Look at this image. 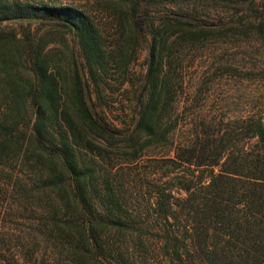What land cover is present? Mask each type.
I'll use <instances>...</instances> for the list:
<instances>
[{
  "label": "trees",
  "instance_id": "16d2710c",
  "mask_svg": "<svg viewBox=\"0 0 264 264\" xmlns=\"http://www.w3.org/2000/svg\"><path fill=\"white\" fill-rule=\"evenodd\" d=\"M184 1L95 0L99 13L121 16L119 27L133 34L127 42L144 30L152 34L133 122L120 125L90 105L77 59L66 78L44 37L35 41L2 28L24 19L71 30L94 76L107 54L88 4L0 0V264H109L110 257L138 264L133 258L143 232L161 251L155 264H264V111L196 113L181 122L190 115L178 112L182 81L172 60L181 41L216 32L264 33V15L246 21V13L259 11L256 0H227L243 12L217 23L166 11L157 24L148 11L151 4ZM98 143L119 148L129 164L155 149L145 153L157 166L146 176L160 185L143 208L130 205L139 203L141 192L133 177L101 170L95 155L87 159L89 146ZM33 213L38 220L23 229L19 220ZM12 217L14 224L7 222ZM40 230L51 250L47 258L35 255ZM113 230L132 236L126 254L110 239ZM22 231L35 236L34 243Z\"/></svg>",
  "mask_w": 264,
  "mask_h": 264
},
{
  "label": "rangeland",
  "instance_id": "374dc122",
  "mask_svg": "<svg viewBox=\"0 0 264 264\" xmlns=\"http://www.w3.org/2000/svg\"><path fill=\"white\" fill-rule=\"evenodd\" d=\"M66 1L78 5L86 3L90 12L98 15V17L95 16L96 22L100 28L103 47L107 56L104 66L94 76L89 73L84 54L71 30L57 25H42L39 21L30 23L24 19L8 21L3 24L2 28L7 29V31L14 30L21 38L30 35L37 41L44 37L48 53L53 56L52 63L57 65L58 68L56 69L60 75L66 74V78L67 74L69 78L72 77L71 68L74 59H77L79 68L81 71L83 70L89 83L86 93L92 108L104 115L107 121L114 120L120 125H123L122 121L131 124L136 110L135 97L147 71L152 34L144 30L142 34L140 33L139 38L127 42L133 37V34L130 30L126 31L119 27L120 15L116 16L115 12L109 15L105 11L99 13L93 7L95 0ZM56 3L58 4L60 1ZM256 6L259 11L251 10L246 13L250 15L246 21L253 19L259 22L263 18L261 16L264 15V0H256ZM241 9V4H234L227 0H185L176 4H151L148 7V11L153 16L152 19L157 24L161 21L162 12L166 11L184 15L193 14L208 23H217L227 21L236 12H243ZM126 43L129 44L128 47ZM173 48H175L173 64L178 66L179 74L181 73L178 78L182 81L178 95L180 99L178 112L185 117L190 115V117L180 120L181 122H188L191 115L196 113L220 116L227 113L264 111V33L253 31L249 35H245L233 31L229 34L216 32L197 42L181 41L180 44H175ZM179 135L180 137L185 136V134ZM89 147L87 159L92 161L95 156L99 158L103 165L101 170L108 166L109 168L105 169H113V173H122L125 179L131 176L136 180L141 190L140 195H138L139 203L133 201L131 206L136 204L137 207L143 208L148 204L146 198L149 197L150 193L156 191V185H160L159 178L156 176L153 177L155 181L151 177L153 182H150L146 176V174L157 169L156 164L150 162V158L147 156V154L154 153L155 149H147L146 152L142 153L139 160L129 164L126 156L122 154L119 148H108L101 144H99L100 148H97V144ZM91 148L94 153L90 152ZM101 153L102 155L97 157ZM145 153L147 154L145 155ZM134 183L130 180L128 186L126 182V187L132 190ZM134 191L133 193H135ZM129 194L127 190V196L131 199ZM149 198L152 199V196ZM27 214L28 211L25 212L26 216H28ZM34 215L33 213V216L28 218H24V216L19 220L26 225L22 227L23 229H30L29 227L38 220ZM9 220L8 223L14 224L17 219L12 217V221ZM40 226L43 227L42 222ZM24 233L26 232L22 231V236L26 239L29 238L34 243L32 237L35 236L23 235ZM38 235L39 246L37 243L36 245L33 244L35 255L47 258L51 254V250L48 242L44 239L46 235L41 230ZM142 235L145 236L144 242L139 246L136 244L133 260L138 264H145L147 259L154 264L160 263L161 257H158V254L161 251H159L156 241L145 232ZM150 235L154 234L150 233ZM146 236L149 237L147 240ZM110 239L113 240L116 247L124 252L123 254H126L127 249L133 245L132 236L118 234L115 230L110 233ZM116 263L117 259L109 258V264Z\"/></svg>",
  "mask_w": 264,
  "mask_h": 264
}]
</instances>
